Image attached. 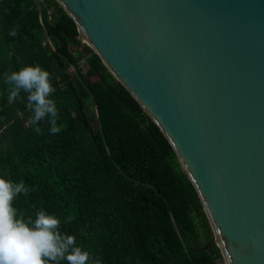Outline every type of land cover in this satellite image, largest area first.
<instances>
[{
    "label": "trees",
    "instance_id": "16d2710c",
    "mask_svg": "<svg viewBox=\"0 0 264 264\" xmlns=\"http://www.w3.org/2000/svg\"><path fill=\"white\" fill-rule=\"evenodd\" d=\"M77 33L57 0H0V177L30 190L13 206L55 215L103 264H226L174 148ZM37 64L55 89V135L46 122L34 132L26 94L11 100L4 82Z\"/></svg>",
    "mask_w": 264,
    "mask_h": 264
},
{
    "label": "water",
    "instance_id": "95a60500",
    "mask_svg": "<svg viewBox=\"0 0 264 264\" xmlns=\"http://www.w3.org/2000/svg\"><path fill=\"white\" fill-rule=\"evenodd\" d=\"M162 131L226 264H264V0H57Z\"/></svg>",
    "mask_w": 264,
    "mask_h": 264
},
{
    "label": "clouds",
    "instance_id": "9594fccd",
    "mask_svg": "<svg viewBox=\"0 0 264 264\" xmlns=\"http://www.w3.org/2000/svg\"><path fill=\"white\" fill-rule=\"evenodd\" d=\"M8 35L16 37L17 27H12ZM3 75L11 100L19 99L21 92L26 94V109L31 113L27 123L34 126V132L43 134L39 124L46 122L49 134H58L62 129L58 126L59 110L50 98L55 91L51 74L37 64ZM29 191L23 180L0 177V264H103L98 256L78 245L75 236L61 232V220L55 215L39 209L33 218L18 211L14 200Z\"/></svg>",
    "mask_w": 264,
    "mask_h": 264
},
{
    "label": "rangeland",
    "instance_id": "374dc122",
    "mask_svg": "<svg viewBox=\"0 0 264 264\" xmlns=\"http://www.w3.org/2000/svg\"><path fill=\"white\" fill-rule=\"evenodd\" d=\"M38 2H39V5L42 6V0H38ZM83 65H84V67H86L85 63Z\"/></svg>",
    "mask_w": 264,
    "mask_h": 264
}]
</instances>
